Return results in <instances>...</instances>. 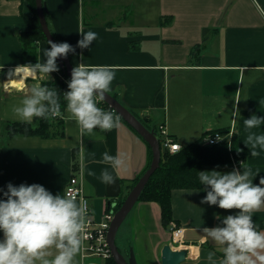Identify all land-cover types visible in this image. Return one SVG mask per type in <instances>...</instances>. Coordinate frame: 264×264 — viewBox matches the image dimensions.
<instances>
[{"label":"crops","instance_id":"1","mask_svg":"<svg viewBox=\"0 0 264 264\" xmlns=\"http://www.w3.org/2000/svg\"><path fill=\"white\" fill-rule=\"evenodd\" d=\"M43 1L57 42L75 46L81 29L98 33L91 51L77 48L76 53H69L74 67L81 62L110 65L115 78L107 92L141 121L148 118V129L164 125L182 147L207 137V133L233 129L234 155L244 160V165L236 166L229 153L227 162L205 165L201 171L250 167V179L259 183L264 176V150L257 148L259 154H251L244 143L248 130L243 122L253 114L264 117V103H260L264 100V0ZM31 17L26 0H0V187L9 182L17 186L39 183L54 195L64 194L70 179L82 176L84 193L99 223L113 201L107 195L108 184L98 179L102 169L112 171L102 154L119 152L125 160L126 167L113 171L122 197L145 174L150 146L125 121H120L118 128L81 133L67 109L62 114L63 137H7V123L28 122L15 109L22 106L31 87L60 75L59 71L37 74L21 84L16 80L15 67L22 65L20 36ZM204 29L210 30L205 42ZM197 45L201 49L193 55ZM36 46L38 60L43 62L44 51L50 46L44 40ZM234 106L239 107V114L234 115ZM251 131L264 132V124ZM204 187L172 191L173 221L185 229L183 246L173 249L186 250L187 257L198 258L199 264H211L207 257L213 253L219 264L222 246L206 238L203 227H215L220 222L217 215L238 210L202 204L207 194ZM252 215L258 228L264 229V206ZM127 219V229H136L134 239L124 247L117 239L124 257L130 258L131 247L138 264H162L161 251L172 240L171 232L162 225L161 206L138 202ZM47 251L51 255L57 252L54 246ZM98 261L88 259L87 264ZM73 264H83L81 252Z\"/></svg>","mask_w":264,"mask_h":264},{"label":"clouds","instance_id":"2","mask_svg":"<svg viewBox=\"0 0 264 264\" xmlns=\"http://www.w3.org/2000/svg\"><path fill=\"white\" fill-rule=\"evenodd\" d=\"M79 33L81 38L75 46L66 41L49 40L50 47L44 51L43 62L18 65L15 72L32 77L58 72V57L67 58L69 53H76L77 48L91 51L98 37V33L91 30L81 29ZM114 78L115 72L110 65L81 62L73 67L67 81L68 90L63 95L67 111L81 133L94 128L119 127V117L99 107L95 99L105 97ZM234 108V115L239 114V107ZM15 111L28 122L34 117L59 116V94L55 89L36 83ZM243 123L248 130L244 143L250 146L253 156L258 155L257 148L264 150V132L251 130L264 124V117L253 114ZM102 155L112 171L107 167L102 169L98 179L114 184L113 171L126 167L125 160L119 152L111 155L105 151ZM252 176L250 167L242 171L234 168L230 172L199 171V180L207 193L201 203L238 210L223 217L217 215L220 222L215 227H203L206 238L222 246L223 259L219 264H264V229L258 228L252 215L264 206V176L258 184L250 179ZM88 212V201L83 197L77 200L68 193L54 195L39 183L17 186L9 182L6 187H0V231L3 233L0 264H73L86 239ZM52 246L57 250L55 255L47 251ZM213 256L209 253L207 259L217 264Z\"/></svg>","mask_w":264,"mask_h":264},{"label":"trees","instance_id":"3","mask_svg":"<svg viewBox=\"0 0 264 264\" xmlns=\"http://www.w3.org/2000/svg\"><path fill=\"white\" fill-rule=\"evenodd\" d=\"M26 1L29 3L32 17L28 29L20 36L22 43V65L28 64L29 62L33 64L36 63L38 61L37 42L41 40L47 41L38 17L36 0ZM209 32V29H204L203 42L207 41ZM54 38L56 39L55 36ZM200 49L201 45L195 46L192 50V54L196 55ZM59 73L60 75L56 76L52 81H44L42 86H47L58 92L61 114L58 117H35L33 122L7 123L5 126V134L9 139L16 136H37L44 139L64 136V118L62 114L67 109V101L64 99L63 92L68 90L67 81L69 78L61 67ZM95 99L99 107L113 113V110L106 103L103 101L98 102L97 97ZM114 115L115 117H119L120 121H124L117 113H114ZM149 129L157 133V128L150 127ZM220 131L223 133L225 132L224 130ZM208 134L209 133H207V135ZM158 137L161 142L162 150L161 166L149 180L140 196L139 202L158 203L161 206L162 223L165 229L170 231V224L173 221L171 203L172 191L174 189H199L201 187L199 171H201L205 165L227 162L229 160V152L226 145H205L203 141L206 136H203L200 140L183 147L180 152L172 155L165 151L162 145V138L160 136ZM233 145L236 147L235 142ZM149 155L150 163L146 171L150 168L153 159L150 147ZM140 178L133 182L131 189L138 183ZM128 194L117 199L115 211L121 208ZM107 264H116V262L114 259H111Z\"/></svg>","mask_w":264,"mask_h":264},{"label":"water","instance_id":"4","mask_svg":"<svg viewBox=\"0 0 264 264\" xmlns=\"http://www.w3.org/2000/svg\"><path fill=\"white\" fill-rule=\"evenodd\" d=\"M36 6L42 30L46 36L48 44L49 40L57 42L47 22L45 2L43 0H36ZM58 64L70 79L71 71L74 66L71 64L69 57H58ZM101 100L106 103L115 113H117L118 116L122 118V120L133 127L141 135V137L145 139V141L149 144L153 154L150 168L140 178L138 183L131 189L121 208L116 211L115 217L108 232V243L112 249L113 259L115 260L116 264H138L133 252H131L130 258L128 260L121 253L120 248L117 245V234L128 215L131 213L135 205L139 202L140 196L147 186L149 180L161 166V144L156 135V132L149 130L146 127L145 123L149 122L148 118H144V120L141 121L137 116H135L132 112L125 108L117 100L116 97L112 96L108 92H106L105 97ZM145 116L147 117V114H145ZM115 180L116 182L114 184H108L107 191V195L109 196V198L113 199V201L110 203L114 208L117 207V199L120 197L122 192L120 181L117 179ZM187 255L188 252L186 250H174L171 245H165L161 251L162 264L184 263Z\"/></svg>","mask_w":264,"mask_h":264},{"label":"built area","instance_id":"5","mask_svg":"<svg viewBox=\"0 0 264 264\" xmlns=\"http://www.w3.org/2000/svg\"><path fill=\"white\" fill-rule=\"evenodd\" d=\"M97 100L98 102L102 101L98 97ZM114 113L115 112L113 111V115ZM156 135L157 137L160 136L162 138L163 148L169 154H176L183 149V147L173 137L169 135L164 125H160L157 128ZM233 143V129L229 130L226 133H223L221 131L210 132L204 140V144L208 146L226 145L228 148V152L232 157V162L235 163L236 166H242L245 162L242 159L235 158ZM65 193L74 196L77 200L83 197L88 201L84 193L82 176H73L65 188ZM88 209L89 212L86 219V239L84 240L81 249V258L83 264H87L88 259L99 260L96 264H107L109 260L113 259L112 249L108 243V232L111 223L115 217V208L112 206L111 203H109V208L99 223H96L94 220L89 201ZM170 232L172 240L171 247H182L184 244L185 229L180 227L176 222L172 221L170 224ZM197 260L198 258L189 256L186 257L185 262L181 264H199Z\"/></svg>","mask_w":264,"mask_h":264},{"label":"rangeland","instance_id":"6","mask_svg":"<svg viewBox=\"0 0 264 264\" xmlns=\"http://www.w3.org/2000/svg\"><path fill=\"white\" fill-rule=\"evenodd\" d=\"M127 224H128V219L124 222V224L120 227L119 232L117 234V239H118V243H120L121 245H123V247L127 244L130 243V241H132L135 237V226H132L131 228L128 227L127 229ZM163 225V223H162ZM163 228L165 229L164 225ZM119 246V245H118ZM124 253L126 252L125 248H123ZM133 252L134 256H135V252L134 250L130 247V253ZM136 258V256H135Z\"/></svg>","mask_w":264,"mask_h":264},{"label":"bare ground","instance_id":"7","mask_svg":"<svg viewBox=\"0 0 264 264\" xmlns=\"http://www.w3.org/2000/svg\"><path fill=\"white\" fill-rule=\"evenodd\" d=\"M16 74V80L20 82V84L25 81V79L29 76H25L23 73H15ZM13 86L16 85L17 83L15 81H12ZM19 85V84H18ZM185 247V246H184ZM178 248V247H177Z\"/></svg>","mask_w":264,"mask_h":264}]
</instances>
